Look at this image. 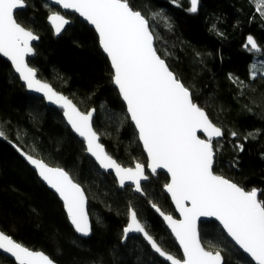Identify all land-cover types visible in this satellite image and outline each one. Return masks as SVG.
Returning a JSON list of instances; mask_svg holds the SVG:
<instances>
[{
    "label": "trees",
    "instance_id": "trees-1",
    "mask_svg": "<svg viewBox=\"0 0 264 264\" xmlns=\"http://www.w3.org/2000/svg\"><path fill=\"white\" fill-rule=\"evenodd\" d=\"M15 18L40 38L29 64L39 78L71 99L81 111H96L93 126L116 161L124 167L147 163L138 135L113 85V71L93 29L77 16L56 38L48 24L53 11L46 0H25ZM149 21L154 45L193 101L223 132L214 141V171L264 200L263 54L244 45L254 37L264 50V8L256 0H201L192 14L188 0H128ZM255 77V78H253ZM0 230L57 264H166L141 237L123 243L129 212L135 209L148 233L168 253L182 259L175 240L153 211L176 216L164 187L165 174L150 177L145 197L121 191L86 155L83 142L67 127L62 112L27 93L12 66L0 57ZM237 133L232 136L231 133ZM8 142L25 153L66 170L88 198L92 233L76 235L65 208ZM243 146V151L240 146ZM207 249L221 252L225 264H253L214 222L201 226ZM0 264H15L0 254Z\"/></svg>",
    "mask_w": 264,
    "mask_h": 264
},
{
    "label": "snow or ice",
    "instance_id": "snow-or-ice-1",
    "mask_svg": "<svg viewBox=\"0 0 264 264\" xmlns=\"http://www.w3.org/2000/svg\"><path fill=\"white\" fill-rule=\"evenodd\" d=\"M256 2L258 9L264 8V0ZM54 3L79 13L94 26L99 44L114 69L113 83L126 102L131 121L147 151L151 173L155 174L157 169H166L170 173L171 183L165 187L183 218L175 220L155 204L153 207L168 222L183 250V259L162 250L145 230L134 209L129 212L125 236L130 232L143 234L155 252L170 264H223L220 252L205 251L199 240L197 220L211 216L256 264H264V200L257 199L256 189L246 191L214 174L213 139L222 137L224 132L193 101L189 88L157 54L149 21L141 12L133 10L128 0H54ZM197 5L198 0H191L190 11L196 12ZM25 6V0H0V55L12 62L29 89L43 92L49 101L65 109L68 123L87 142V151L102 168L115 171L121 187L125 186L126 180L131 181L135 191L142 193L141 181L149 178L144 166L137 163L135 168H125L112 159L98 143L99 137L90 122L92 113H81L66 97L38 80L36 70L29 67L26 57L34 54L31 42L39 37L15 19L14 12ZM261 15L264 16V12ZM49 22L59 35L69 20L53 12ZM248 45L259 51L251 36L245 47ZM198 132L206 138L202 139ZM3 135L0 131V136ZM240 150L243 151L242 145ZM26 159L59 194L75 231L83 236L90 235L92 227L80 185L60 168L49 167L31 155ZM0 249L11 253L18 264H55L43 252L30 251L3 232H0Z\"/></svg>",
    "mask_w": 264,
    "mask_h": 264
},
{
    "label": "water",
    "instance_id": "water-1",
    "mask_svg": "<svg viewBox=\"0 0 264 264\" xmlns=\"http://www.w3.org/2000/svg\"><path fill=\"white\" fill-rule=\"evenodd\" d=\"M47 1V3L50 5V6H52V7H54V8H57V9H59L60 11H61V13L60 14H62V15H66V14H71V15H75V16H77L80 20H82V21H84L85 23H87L88 25H89V27L91 28V29H93L94 30V32L96 33V35H97V37H98V33L96 32V30H95V28H94V26L93 25H91L88 21H86L83 17H81L80 15H79V13H76L75 11H73V10H66V9H63L60 5H57V4H55L54 3V0H46ZM189 1V4H190V8H191V0H188ZM26 4V3H25ZM200 5H201V0H198V5H197V11L196 12H191L192 14H197L198 12H199V8H200ZM130 6V5H129ZM27 8V5L23 8V9H19V10H16L15 12H14V16H16V14L18 13V12H20V11H23V10H25ZM58 13V12H57ZM65 18L66 19H68L69 20V23L67 24V25H65L64 26V29L61 31V33L59 34V35H57L56 33H55V29L52 27V25H51V23L49 22V17H48V24H49V26L51 27V29H52V31H53V33H54V36L56 37V38H58V37H60L63 33H64V31L67 29V27L72 23V21L69 19V18H67L66 16H65ZM16 19V18H15ZM21 25V24H20ZM22 26V25H21ZM25 28V27H24ZM26 30H29V29H27V28H25ZM149 29H150V26H149ZM31 31V30H30ZM151 31V30H150ZM37 36V35H36ZM252 37V36H251ZM248 38V37H247ZM254 40H255V42H256V44H257V46H258V48H259V51H256V50H253L252 48H251V45H248L247 47H245V45H246V43H247V39H246V43H245V45H244V49L249 53V54H263L264 53V50L260 47V45L258 44V42H257V40L254 38V37H252ZM98 40H99V37H98ZM39 41H40V38H38L37 40H35V41H32L31 42V46H32V48H33V50H34V45H36V44H38L39 43ZM99 46H100V44H99ZM154 47H155V45H154ZM100 49H101V51L103 52V50H102V48H101V46H100ZM103 54H104V56L107 58V60L109 61V63H110V66H111V61H110V59L107 57V55H106V53H104L103 52ZM158 54V53H157ZM159 55V54H158ZM33 56V54H30V55H28L27 57H26V62L28 63V65H29V67H31V68H33L30 64H29V59L31 58ZM0 57L3 59V60H5L6 62H8L11 66H12V68H13V70H14V72H15V74L19 77V79H20V81H21V83H22V85L26 88V91H27V93L28 94H30V95H32V96H35V97H38V98H40V99H42L45 103H46V105L47 106H49V107H51V108H54V109H57L58 111H61L62 112V115H63V118H64V121H65V123H66V125H67V127L71 130V132L74 134V136L78 139V140H80L81 142H83L84 143V145H85V149H86V155L95 163V165L97 166V168L102 172V173H104V174H110V175H112L113 177H114V179L116 180V183H117V185H118V188H119V190H121V191H123V190H125L126 188H131L132 189V191H133V193L134 194H136V195H138V196H140V197H145L146 195H145V193H144V190L142 191V193L141 192H136L135 191V188H134V185H132V182L131 181H125V186L124 187H121L120 186V184H119V179H118V177L116 176V174H115V171L113 170V169H104V168H102L100 165H99V163L96 161V159H95V157H93L92 155H91V153H89L88 151H87V142L85 141V139L83 138V137H81L78 133H76L73 129H72V127H71V125L68 123V120H67V117L64 115V113H65V109L64 108H62V107H60V105L59 104H56V103H52L51 101H49L48 100V98L44 95V93L43 92H36V91H34V90H32V89H29L28 87H27V84H26V82L23 80V79H21L20 78V75H19V73H17L16 71H15V68H14V66H13V64H12V62L7 58V57H4V56H2V55H0ZM165 61V60H164ZM165 63H166V61H165ZM167 64V63H166ZM168 66V65H167ZM111 68H112V66H111ZM168 68H169V66H168ZM35 69V68H34ZM36 70V69H35ZM169 70L170 71H172L170 68H169ZM112 71H113V75H114V69L112 68ZM173 72V71H172ZM174 73V72H173ZM175 74V73H174ZM176 76V75H175ZM177 77V76H176ZM36 78L38 79V80H40L42 83H47L48 85H50L48 82H46V81H44V80H42L41 78H39V76H38V72H37V70H36ZM113 85H114V87L116 88V90L118 91V93H119V95H120V97H121V100H122V102H123V104L125 105V108H126V114H127V116H128V118H129V120H130V122L132 123V125L134 126V128H135V130H136V133H137V135H138V139H139V132H138V129L135 127V125H134V123L131 121V118H130V114L128 113V111H127V104H126V102L123 100V98H122V95L120 94V92H119V89L116 87V85L113 83ZM51 86V85H50ZM52 87V86H51ZM52 89L56 92V93H58L59 95H62V96H64V97H66L69 101H71V103L73 104V105H75V107L81 112V113H84V114H87V113H85V112H83V111H81L80 109H79V107L71 100V99H69L67 96H65V95H63V94H61V93H59V92H57L53 87H52ZM89 112H91L92 113V115H91V126H92V129H93V131L97 134V136L99 137V140H98V143H100L102 146H103V148H104V150H105V152L109 155V156H111L112 157V159H114L115 161H116V159L111 155V154H109V152L107 151V149H106V147L102 144V142H101V137H100V135L97 133V131L95 130V128H94V126H93V120H94V118H95V115H96V111L94 110V109H92L91 111H89ZM88 112V113H89ZM206 112V111H205ZM207 113V112H206ZM208 115V114H207ZM209 117V116H208ZM210 119V118H209ZM211 120V119H210ZM213 123V122H212ZM214 124V123H213ZM218 127V126H217ZM223 131V130H222ZM197 135L198 136H200L202 139H204V138H206L202 133H200V132H198L197 133ZM0 139L1 140H3V141H6V139H5V137L4 136H0ZM221 139H223V136L222 137H219V138H214L213 139V142L214 141H218V140H221ZM139 142H140V144H141V146H142V148H143V151H144V154H145V156H146V158H147V163L146 164H142V163H139V164H141V165H143L144 166V171H145V175H148L149 176V178L147 179V180H142L141 181V187H142V189H143V186L145 185V184H147L149 181H150V177H153V176H156L157 174H160V173H162V174H165L167 177H168V179H169V181H168V183L167 184H170L171 183V175H170V173H168L167 172V170L166 169H157V171H156V173L155 174H152L151 173V169H150V167H149V164H150V160H149V157H148V154H147V151L144 149V147H143V143H142V141H140V139H139ZM9 144H10V146L18 153V155L21 157V159L26 163V165L32 170V171H34L36 174H37V176H38V178H39V180L50 190V191H52L58 198H59V200L61 201V203L63 204V201H62V199L59 197V194L58 193H56L55 192V190L54 189H52L40 176H39V173H38V169H36L31 163H29V161L26 159V156L27 155H29V154H27V153H25L23 150H21L20 148H18L14 143H12V142H8ZM32 156V155H31ZM33 158H35V159H38V160H41L43 163H45V164H47L49 167H52V168H60V167H55V166H51V165H49L47 162H45L44 160H42V159H39V158H37V157H34V156H32ZM214 158H215V156H214ZM117 162V161H116ZM118 163V162H117ZM119 164V163H118ZM137 164V163H136ZM135 164V165H136ZM121 165V164H120ZM135 165L133 166V167H131V168H135ZM122 167H124L123 165H121ZM125 168H128V167H125ZM60 169H62V168H60ZM62 170H64V169H62ZM65 172H67L66 170H64ZM213 172H214V174H216V175H220V176H223V175H221V174H219V173H216L215 171H214V163H213ZM68 173V172H67ZM68 175L71 177V179L73 180V182L74 183H77L74 179H73V177L68 173ZM224 177V176H223ZM224 178H226V177H224ZM227 179V178H226ZM231 181V180H230ZM232 182V181H231ZM234 183V182H233ZM78 184V183H77ZM166 184V185H167ZM165 185V186H166ZM239 186V185H238ZM81 187V186H80ZM82 188V187H81ZM83 189V188H82ZM84 191V190H83ZM257 192H258V196H257V199L259 200V196H260V191L259 190H257ZM84 194H85V197H86V211H87V213H88V217H89V222H90V224H91V220H90V216H89V212H88V198H87V195H86V193H85V191H84ZM164 194L169 198V200L171 201V203H172V206H173V208H174V211H175V214H176V216L174 217V216H172V215H170V214H167V213H165L166 215H170V216H172L173 217V219H175V220H181L183 217L180 215V212L177 210V208H176V205H175V202L172 200V198H171V194L170 193H168L167 192V190H166V187H164ZM63 206H64V204H63ZM190 206V205H189ZM65 208V207H64ZM159 208V207H158ZM152 209H153V211L157 214V216L160 218V220L164 223V225L166 226V228L168 229V231H169V233H170V235L172 236V238L175 240V242H176V244H177V246H178V248H179V250L181 251V254H182V259H183V250H182V248H181V246H180V244H179V242L176 240V238H175V235H174V233H172V231H171V228L169 227V225H168V222L167 221H165L164 220V218H163V216H161L160 215V213L159 212H157L156 211V208H154L153 206H152ZM132 210V209H131ZM135 210V209H134ZM161 210V209H160ZM136 211V210H135ZM162 211V210H161ZM65 212H66V214H67V211H66V209H65ZM163 212V211H162ZM137 213V212H136ZM68 216V215H67ZM69 218V217H68ZM137 218L139 219V217H138V214H137ZM69 220H70V218H69ZM140 220V219H139ZM130 222V217H129V221H128V223ZM140 222L145 226V224L140 220ZM207 222H214V223H216L221 229H222V231L224 232V234L226 235V237L231 241V243L243 254V255H245V257L247 258V259H249V261H251L253 264H256V262L252 259V257L249 255V254H247V253H245L244 251H243V249H241L240 247H239V245H237L236 243H235V241L234 240H232V238L230 237V236H228L227 235V233H226V231L223 229V225L222 224H220V222L215 218V217H211V216H208V217H200L198 220H197V232H198V236H199V240H200V243H201V246L205 249V251H210V252H212L213 254H215L216 252H214V251H212V250H209V249H207L206 247H205V245L203 244V241H202V238H201V226H202V224H204V223H207ZM70 223H71V221H70ZM71 225H72V223H71ZM128 225V224H127ZM72 227H73V229H74V231H75V227H74V225H72ZM145 230L147 231V229H146V227H145ZM0 232H3V231H1L0 230ZM148 232V231H147ZM4 233V232H3ZM75 233H76V235L78 236V237H80V238H83V239H87V238H89L90 236H91V234L90 235H88V236H83V235H81L80 233H78V232H76L75 231ZM91 233H92V231H91ZM5 234V233H4ZM5 235H7V234H5ZM150 235V234H149ZM7 236H9V235H7ZM151 236V235H150ZM10 238H12L11 236H9ZM131 237H141L143 240H144V242L146 243V245L148 246V247H150L151 248V250L153 251V253H155L157 256H158V258L161 260V261H163V262H165L166 264H170V262H168L164 257H161L157 252H155V250L151 247V245L148 243V241L144 238V236H143V234H141V233H137V232H130V233H128L127 234V236H125V234H124V238H123V243H126L127 242V240L129 239V238H131ZM152 238L155 240V238L152 236ZM13 239V238H12ZM14 240V239H13ZM15 241V240H14ZM156 241V240H155ZM16 243H18L17 241H15ZM157 242V241H156ZM20 244V243H19ZM21 246H23L22 244H20ZM158 245H159V243H158ZM160 246V245H159ZM23 247H25V246H23ZM161 247V246H160ZM162 248V247H161ZM30 250V249H29ZM162 250L165 252V253H167V254H171V253H168V252H166L163 248H162ZM30 251H33V250H30ZM35 252H40V251H35ZM0 254L1 255H3V256H5V257H7L8 259H10L11 261H13L15 264H18V261H16V259H15V257L14 256H12L11 255V253H7V252H4L3 251V249H0ZM45 254V253H44ZM220 254H221V256L223 257V255H222V253L220 252ZM45 255H47V254H45ZM173 257H175V258H178V257H176L175 255H173V254H171ZM48 256V255H47ZM178 259H181V258H178ZM181 259V260H182ZM54 261V260H53ZM55 262V261H54ZM55 264H57L56 262H55ZM223 264H225V260H224V257H223Z\"/></svg>",
    "mask_w": 264,
    "mask_h": 264
},
{
    "label": "rangeland",
    "instance_id": "rangeland-1",
    "mask_svg": "<svg viewBox=\"0 0 264 264\" xmlns=\"http://www.w3.org/2000/svg\"><path fill=\"white\" fill-rule=\"evenodd\" d=\"M55 12V11H53ZM255 73L253 75H256V73H259V72H264V65H261V66H256L255 67ZM205 244V243H204ZM206 247V246H205ZM213 251V250H212ZM215 252V251H214Z\"/></svg>",
    "mask_w": 264,
    "mask_h": 264
}]
</instances>
